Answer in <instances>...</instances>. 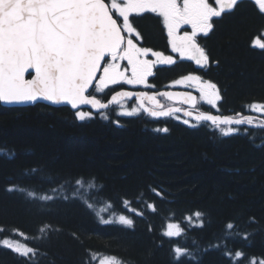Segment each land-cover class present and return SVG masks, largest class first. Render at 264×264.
I'll list each match as a JSON object with an SVG mask.
<instances>
[{"label": "trees", "instance_id": "16d2710c", "mask_svg": "<svg viewBox=\"0 0 264 264\" xmlns=\"http://www.w3.org/2000/svg\"><path fill=\"white\" fill-rule=\"evenodd\" d=\"M252 28L243 17L217 37L213 80L223 110L237 116L264 103V51L246 44ZM105 117L81 121L69 108L0 103V264L264 260V128L231 127L224 136L229 126L194 127L144 112ZM120 215L133 225L120 224ZM171 223L180 236L164 235ZM4 239L35 254L20 256ZM175 247L186 249L179 261Z\"/></svg>", "mask_w": 264, "mask_h": 264}, {"label": "snow or ice", "instance_id": "6c2138e0", "mask_svg": "<svg viewBox=\"0 0 264 264\" xmlns=\"http://www.w3.org/2000/svg\"><path fill=\"white\" fill-rule=\"evenodd\" d=\"M251 2L264 14V0ZM237 4L238 0H214L215 6L209 0H111L110 4L105 0H0V102L20 104L43 100L53 105H70L72 109L88 105L99 112L110 104H119L125 98L136 96L140 108L153 117L179 112V108L162 110L163 106L156 102L155 96L142 92L118 91L104 103L89 90L94 88L96 93H103L110 86L120 84L152 87L148 79L154 75L153 69L157 65L177 63L172 55L138 46L136 41L143 37L133 26L130 16L151 13L162 18L171 52L178 54L180 60L193 61L204 68L209 57L197 42V36H207L213 29V18L231 12ZM121 20L122 23L118 22ZM185 25L191 27V32L179 34ZM252 46L264 50V39L256 37ZM150 55L155 59H148ZM123 61L127 63L122 68ZM31 72H34L31 79H25V74ZM174 84L194 86L200 93V100L213 108L221 99L217 85L199 75L184 76ZM159 95L187 103L192 108L197 103V98L189 93L161 92ZM145 99L161 110L145 108ZM249 108L252 112L264 114V103H253ZM138 112L139 109L133 108L119 115L134 116ZM184 114L193 115L192 112ZM75 115L81 121L92 118L90 112L76 111ZM194 119L210 122L218 128L220 125L242 124L264 127V122L254 124L255 118L251 116L232 118L201 112ZM163 131L166 132L167 128ZM234 131L228 127L222 129V134L228 136ZM148 207L155 210L151 204ZM194 215L199 220L203 213L197 211ZM118 222L127 227L133 225L132 219L124 215L118 217ZM199 226L203 227L202 221ZM227 227L231 229L233 225ZM182 232L178 224H169L164 235L176 237ZM2 245L23 257L35 254L33 248L19 242L4 239ZM174 252L177 261L187 254L186 249L180 247H175ZM242 256L241 252L235 253L237 259ZM110 260L114 262L115 258ZM251 264H256L255 259ZM260 264H264V260Z\"/></svg>", "mask_w": 264, "mask_h": 264}, {"label": "flooded vegetation", "instance_id": "af4514ba", "mask_svg": "<svg viewBox=\"0 0 264 264\" xmlns=\"http://www.w3.org/2000/svg\"><path fill=\"white\" fill-rule=\"evenodd\" d=\"M106 3L110 4L111 0H105ZM210 3L214 5V0H209ZM147 16L150 19H147ZM258 16L261 18V24H259ZM246 19L251 22L252 21V30L249 31L248 35L246 36V44L247 46L256 51H264L259 48H255L252 46V42L256 37H260L264 39V14H261L258 10V7L251 2V0H238V4L235 8L228 13H225L220 18H213V29L207 36L203 34H199L197 36V42L200 44L202 48H204L206 54L209 57V63L206 67L201 68L196 65L193 61L188 60H180L178 54L172 53L170 45L168 44V38L166 29L163 28L162 18L157 17L155 14L146 13L141 17L130 16V21L133 23V26L140 32L143 39L141 41H136L138 46L148 47L153 51L162 52L164 55H172L173 58L177 61L174 65H157L153 71L154 75L149 77L148 82L152 87H143V86H132L127 84H120L110 86L106 89L103 93H96L94 88L90 91L93 95H95L98 99L102 102L106 103L110 100L111 96L114 95L118 91H130V92H142L146 93L148 96H154L161 92H169V91H179V92H186L189 93L197 98V103L195 108L190 107L187 103H176L164 96H157L156 102L159 105L163 106L162 110H167L168 108H179L181 111H188L192 112L195 115L203 112L205 114H212L215 116L221 117H232V118H239L236 114H233L230 111L223 110V95L220 86L213 80V77L217 75L216 68L218 67V61L216 56V44H217V37H221L222 33L225 32L227 29L234 26V22L238 19ZM115 18V17H114ZM155 18L159 19V24L155 23ZM122 23L121 21H118ZM184 31L191 32V27L185 25L179 34H183ZM127 35V33H125ZM148 59H155L151 55ZM107 60V59H106ZM126 61L121 62L122 68L126 65ZM130 74V73H129ZM199 75L202 77L203 80L210 81L217 85L219 89L221 99L217 102L216 108L206 104L202 100H200V93L196 90L194 86H184V85H177L174 84L175 81L181 79L187 75ZM108 91H111L110 94H107ZM144 106H148L150 109H155L154 105L148 99L143 101ZM128 106L131 108L139 109V112H144L142 108H140V102L137 99L133 100H125L121 102L118 106H113L105 110L104 112L95 114L90 110H81L84 112H90L91 116H111V115H118L120 110L124 107ZM161 110V109H159ZM168 118H173L184 123L185 120L188 121L187 125H201L204 123L196 122L184 117L181 114H174ZM167 119V118H165ZM163 120V119H161ZM258 120L264 122L263 118H258ZM185 124V123H184ZM215 126V125H214ZM227 127V126H221ZM234 127V126H229ZM220 128V127H219Z\"/></svg>", "mask_w": 264, "mask_h": 264}, {"label": "water", "instance_id": "95a60500", "mask_svg": "<svg viewBox=\"0 0 264 264\" xmlns=\"http://www.w3.org/2000/svg\"><path fill=\"white\" fill-rule=\"evenodd\" d=\"M106 59H107V58H106ZM32 75H34V72H31L30 74H29V73H26V74H25V79H31ZM91 90H92V89H90L89 91H91ZM169 92L174 93V94H182V93H186V92H179V91H169ZM154 96L157 97V96H159V94L154 95ZM194 97H195V96H194ZM110 99H111V98H110ZM133 99H137V100H138V98H137L136 96H133L131 99H127V98H125V99L121 100V102H123V101H125V100H133ZM171 101L176 102V103H179V102L176 101V100H171ZM121 102H120V103H121ZM138 102H140V101L138 100ZM0 103H1V105H2L3 107H6V108H27V107H33V106H36V105H40V104H42V105H46V106L53 107V108H69V109H70L71 111H73L74 113H76V111H81V110H90V111H92V112L95 113V114H98V113L104 112V111L107 110L108 108L113 107V106H118V105L120 104V103H119V104H110L109 107H108L107 109H102V110H100L99 112H97L96 110L91 109V107L88 106V105H82V106L80 107V109H72V107H71L70 105H64V104L53 105V104H50L49 102H47V101H43V100L38 101V102H36V103H20V104H4L3 102H0ZM106 103H107V102H106ZM144 107L150 109L148 106H144ZM150 110H152V109H150ZM153 110H155V109H153ZM156 110H159V109H156ZM143 111H144V110H143ZM164 111H166V110H164ZM144 112H145V111H144ZM185 112H188V111L174 112V113H172L171 115H168V116H160V117H153V116L149 115L147 112H145V113H146L147 115L151 116L152 118L157 119V120L165 119V118H168V117H170V116H172V115L178 113V114H181V115H183L184 117H186V118H188V119H190V120L196 121V120L194 119L195 114H193L192 116H186V115L184 114ZM196 122H197V121H196ZM200 123H210V122H200ZM210 124H211V123H210ZM254 124H258V123H254ZM220 126H228V125H220ZM231 126H235V127H246V128H253V129L264 128V127L250 126V125H248V124H242V125H231Z\"/></svg>", "mask_w": 264, "mask_h": 264}, {"label": "rangeland", "instance_id": "374dc122", "mask_svg": "<svg viewBox=\"0 0 264 264\" xmlns=\"http://www.w3.org/2000/svg\"><path fill=\"white\" fill-rule=\"evenodd\" d=\"M221 96V95H220ZM133 108H131V107H128V106H124L121 110H120V112H122V111H131ZM251 111V110H250ZM119 112V113H120ZM140 112H138V114H139ZM251 113H253L252 114V116L251 117H254L255 119H254V121L255 122H258L259 120H258V118H263L264 117V114H260V113H257V112H252L251 111ZM137 114V115H138ZM118 116H124V115H119L118 114ZM134 116H136V115H134ZM127 117H129V116H127ZM264 119V118H263ZM171 224H174L175 225V223H171ZM11 241H15V240H11ZM15 242H19V241H15ZM20 244H22V245H25V244H23V243H21V242H19ZM100 263L101 264H121L118 260H116L115 259V261L113 262V261H111L110 260V257H105V258H102L101 260H100Z\"/></svg>", "mask_w": 264, "mask_h": 264}]
</instances>
